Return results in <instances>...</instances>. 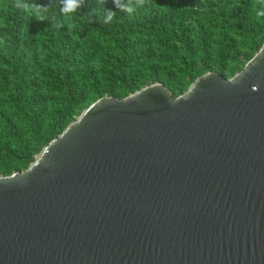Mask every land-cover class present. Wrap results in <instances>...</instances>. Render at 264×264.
I'll return each instance as SVG.
<instances>
[{
    "label": "water",
    "instance_id": "95a60500",
    "mask_svg": "<svg viewBox=\"0 0 264 264\" xmlns=\"http://www.w3.org/2000/svg\"><path fill=\"white\" fill-rule=\"evenodd\" d=\"M0 264H264V46L178 98L106 96L1 176Z\"/></svg>",
    "mask_w": 264,
    "mask_h": 264
},
{
    "label": "trees",
    "instance_id": "16d2710c",
    "mask_svg": "<svg viewBox=\"0 0 264 264\" xmlns=\"http://www.w3.org/2000/svg\"><path fill=\"white\" fill-rule=\"evenodd\" d=\"M0 0V177L27 170L90 106L155 83L175 98L207 73L241 72L264 46V0H133L105 25L82 0L59 29ZM59 13L62 0H39Z\"/></svg>",
    "mask_w": 264,
    "mask_h": 264
},
{
    "label": "clouds",
    "instance_id": "9594fccd",
    "mask_svg": "<svg viewBox=\"0 0 264 264\" xmlns=\"http://www.w3.org/2000/svg\"><path fill=\"white\" fill-rule=\"evenodd\" d=\"M82 6V0H62L59 13H54L49 5L42 4L39 0H18L15 4L24 17L29 21L38 23H48L51 27L59 29L65 26L64 20L74 14ZM139 3H133V0H112V7L107 5H97L95 14L105 25L111 24L118 13H124L133 17L138 13ZM255 17L258 21L264 20V5L253 8Z\"/></svg>",
    "mask_w": 264,
    "mask_h": 264
}]
</instances>
